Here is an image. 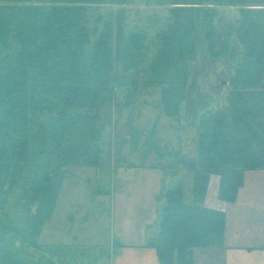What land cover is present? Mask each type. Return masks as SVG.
Listing matches in <instances>:
<instances>
[{"label": "trees", "instance_id": "16d2710c", "mask_svg": "<svg viewBox=\"0 0 264 264\" xmlns=\"http://www.w3.org/2000/svg\"><path fill=\"white\" fill-rule=\"evenodd\" d=\"M104 1L0 0V264H33L31 248L59 249L39 239L68 169L99 164L96 111L111 98L119 73L142 56V34L125 36L112 19L92 41L88 12ZM217 3L247 7L237 28L243 54L227 105L199 117L197 155L185 161L194 172L193 202L185 203L181 183L165 192L159 233L147 243L163 264H194L196 249L223 245L225 213L205 204L211 175L219 176V199L233 202L245 171L264 169V0ZM180 34L171 28L163 35L151 66L168 116L178 114L186 83L181 68L194 53ZM168 59L174 79L163 67ZM13 195L27 200L22 223L8 210Z\"/></svg>", "mask_w": 264, "mask_h": 264}, {"label": "rangeland", "instance_id": "374dc122", "mask_svg": "<svg viewBox=\"0 0 264 264\" xmlns=\"http://www.w3.org/2000/svg\"><path fill=\"white\" fill-rule=\"evenodd\" d=\"M245 8L217 0H105L89 10L92 41L103 21L112 19L125 36L142 34V56L130 71L119 73L111 98L96 111L102 122L100 162L68 169L54 215L40 236L42 244H54L60 237L86 245L108 237L152 238L159 233L169 188L181 183L185 203L193 202L194 172L185 161L197 155L199 117L228 103L231 77L243 54L237 28ZM171 28L194 44V53L181 68L186 83L176 116L167 115L162 85L156 83L160 75L151 68ZM163 67L171 79L178 77L170 59ZM246 185L259 187L253 197L264 207V177H250ZM253 201L248 193L243 204ZM26 204L11 197L8 210L17 223H22ZM235 222L238 230L246 231L244 218L236 216ZM237 237L246 244L243 234ZM30 252L36 264L45 254L63 250Z\"/></svg>", "mask_w": 264, "mask_h": 264}, {"label": "crops", "instance_id": "0c3cea01", "mask_svg": "<svg viewBox=\"0 0 264 264\" xmlns=\"http://www.w3.org/2000/svg\"><path fill=\"white\" fill-rule=\"evenodd\" d=\"M250 177H264V169L245 171L243 186L239 188L235 200L226 202L218 198L219 177L210 176L205 204L225 213L224 242L219 247L196 249L194 264H264V207L253 197L255 193H259V187L248 188L246 185ZM212 180L214 185H212ZM248 193L254 201L244 205L243 201ZM236 216L239 219L244 218V221H247L246 224L254 226L256 230L252 231L248 226L245 232H243L244 229L238 230L235 222ZM238 233L243 234L246 244L239 243ZM234 236L237 240L231 241L235 238ZM138 238L108 237L107 240L102 239V242L97 243L86 241L87 245L74 242L75 238H56L53 245L61 248L63 252L45 254L36 264H163L159 261L156 250L147 245L151 238ZM32 259L33 253L31 252Z\"/></svg>", "mask_w": 264, "mask_h": 264}]
</instances>
